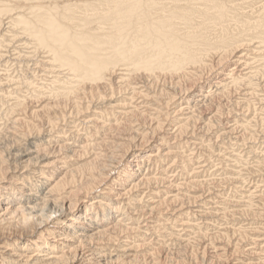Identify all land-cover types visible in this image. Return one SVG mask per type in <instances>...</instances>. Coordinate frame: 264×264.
Returning <instances> with one entry per match:
<instances>
[{"label": "bare ground", "instance_id": "bare-ground-1", "mask_svg": "<svg viewBox=\"0 0 264 264\" xmlns=\"http://www.w3.org/2000/svg\"><path fill=\"white\" fill-rule=\"evenodd\" d=\"M0 37V264H264L256 121L216 133L254 163L205 137L264 104V0H0Z\"/></svg>", "mask_w": 264, "mask_h": 264}, {"label": "rangeland", "instance_id": "rangeland-1", "mask_svg": "<svg viewBox=\"0 0 264 264\" xmlns=\"http://www.w3.org/2000/svg\"><path fill=\"white\" fill-rule=\"evenodd\" d=\"M1 38V37H0ZM11 45V46H10ZM18 46L19 44H15V42H14V44L12 43V44H9L8 46H9V48L7 49L8 51H7V53H4V54H9V57L10 58H8V60H6L7 62H9L8 64H7V67H9L8 69L11 71V73L12 74H14L13 76H16L17 74L19 75V74H21L22 72H21V70H20V68L21 69H23L25 66H28L29 68H31V69H33L34 70V68L36 69L37 68V66H36V64H35V62L34 61H29V63H25V65H23V64H21V60H16V56L14 55V54H16L15 53V47L16 46ZM14 50V51H13ZM8 52H10V53H8ZM13 57H15V58H13ZM41 57V56H40ZM10 59V60H9ZM36 60V59H35ZM39 60H40V58H39ZM4 65H6V64H0V68L1 69H5V67L3 68V66ZM24 66V67H23ZM40 68V67H39ZM39 68L38 69H36V71H38L39 70ZM25 69V68H24ZM239 70H242V68L241 67H239ZM17 75V76H18ZM207 76V77H206ZM209 76H210V74H209ZM209 76H208V74H205V82H207V80L209 79ZM214 78V77H213ZM212 77L209 79L210 81H213L212 79H213ZM202 83L203 82H201V84L199 85L200 87L202 86ZM262 84L264 85V80L262 81ZM214 85V84H213ZM172 89V88H171ZM198 86H196V88H194L193 89V92H197L198 90ZM215 90V89H214ZM172 92H174V94H175V92L177 91V93H180V95H176L177 97H178V99H186V98H189L188 97V95H184V93L183 92H180L179 90H171ZM179 91V92H178ZM261 91V92H260ZM259 91V95H261V98L262 99H264V88L263 89H261ZM181 93H183V94H181ZM241 92H239V94H240ZM234 94H236L235 96H234ZM238 94V91L237 92H232V94L231 95H233V96H229L228 97V101L225 99V101H223L222 102V106H224V108H223V110H225L224 111V115H223V117H222V121L223 122H221V120L220 121H218V122H216V124H214L213 123V130L212 129H207V131H209L208 132V134H206V138H207V140L208 141H210V143H212V145L214 144V148H215V150H218L219 148H221V147H224V145H223V143L222 142H224V143H227L228 144V146H230V148H232V149H228L227 150V152H232V150L234 149L237 153H239L240 155H242V156H245V158L248 160V162L249 163H254L253 161H255L254 159H255V157H254V155H251V154H248V152L250 151V149L248 148V146H247V148L246 147H244V148H240L239 149V147H237V146H234V144H230V143H234L232 140L234 139V137H235V135H237L238 133L239 134H242L241 132H240V130L241 129H238L235 133H234V135H231V136H228V137H225L224 138V140L222 141V140H217L218 138L216 137L217 135H219V133L216 135V133L217 132H219V131H221V133H222V131L224 130V127H225V124H229V125H234L235 124V122L237 121V120H239V121H243V120H252V119H254V127H253V130H255L254 131V134L253 133H251V135H253V140L254 139H257V140H255V141H253L252 140V144L251 145H253L254 146V149L259 153V155H263L264 154V133H263V131L262 130H264V104H260L259 105V102L257 101V103L255 102V101H253L254 103V105H255V108H254V110H255V112H251V113H249V112H246V110H242V107L243 106H240V107H236V106H234V102H236L240 97H241V95H239ZM182 95V96H181ZM263 95V96H262ZM181 96V97H180ZM231 97V98H230ZM230 98V99H229ZM217 98H213V100H216ZM230 100V101H229ZM218 101H220L219 99H218ZM227 101V102H226ZM214 102H216V103H214ZM213 102V104L214 105H217V100L216 101H214ZM263 102H264V100H263ZM229 103V104H228ZM208 106H209V103L207 104V106L206 107H203L202 109H200L199 111H198V114L199 115H201V116H199L198 114V116L199 117H205V116H207L208 115V113L210 112L209 111V109L210 108H208ZM210 107V106H209ZM205 108V109H204ZM208 108V109H207ZM239 109V110H238ZM207 110V111H206ZM261 110V111H260ZM228 111V112H227ZM232 111H234V112H232ZM263 111V112H262ZM232 112V115H228V113H231ZM242 113V114H241ZM245 113V114H244ZM248 113V114H247ZM225 114L227 115L226 117H225ZM237 114H239V115H237ZM246 114H247V116H246ZM260 114V115H259ZM237 115V116H236ZM243 115V116H242ZM225 117V118H224ZM229 117V118H228ZM246 117H248V118H246ZM254 117V118H253ZM258 117V118H257ZM224 119V120H223ZM233 120V121H232ZM200 121H201V119H200ZM225 122V123H224ZM234 122V123H233ZM223 123V124H222ZM258 123V124H257ZM215 125L217 126V128L215 127ZM221 125V128L219 127ZM263 125V126H262ZM147 128V130L145 129V131L147 132V133H149L150 134V143L152 144V145H155L156 143H158V144H160V139H162V135L160 136V135H158V136H156L157 138H152L153 137V135H151L152 133H151V129L149 128L150 126L149 125H145ZM144 126V127H145ZM200 127V125L197 127V128H199ZM219 127V128H218ZM223 127V128H222ZM215 129V130H214ZM149 130V131H148ZM212 130V131H211ZM198 131V130H197ZM207 131H204L205 133L207 132ZM201 131L199 130V133H200ZM211 132V133H210ZM214 132V133H213ZM261 132V133H260ZM197 133V135L199 134L198 132H196ZM204 133V134H205ZM237 133V134H236ZM148 134V135H149ZM211 134V135H210ZM213 134V135H212ZM215 134V135H214ZM199 135H201V134H199ZM258 135V136H257ZM262 135H263V138H261L262 137ZM261 136V137H260ZM214 137V138H213ZM258 137V138H257ZM217 138V139H216ZM151 139H153V140H151ZM158 140V141H157ZM217 140V141H216ZM193 142H194V140H192ZM222 141V142H221ZM232 141V142H231ZM255 142H256V144H255ZM260 142V143H259ZM255 145H254V144ZM226 144V145H227ZM246 148V149H245ZM150 149V148H149ZM191 149H192V147H191ZM196 149V153H198L199 152V148H195ZM197 149H199V150H197ZM245 149V150H244ZM248 149H249V151H248ZM243 150V151H242ZM216 153H218V151H216ZM187 155L189 154V152H187L186 153ZM227 156L226 157H229L230 155L229 154H226ZM249 157V158H248ZM216 158V159H215ZM214 159H212V161H213V163L210 165L209 163H203L201 160H199V161H201L202 163H201V165L200 166H207L206 167V170L208 171V175L207 176H212V177H210V179L212 178V179H214V178H216V177H218L219 176V174H220V172H219V174H218V172H216L215 171V169H214V165H217V164H219L220 162L222 163V161H221V159H219V158H217V157H215ZM234 160V159H233ZM215 161V162H214ZM226 161H223V164H226L225 166H228L229 164L228 163H225ZM228 164V165H227ZM209 165V166H208ZM122 167H123V164L121 165ZM196 166H198V164L196 165ZM180 170L179 169H176V172H179ZM215 171V172H214ZM213 172H214V174L215 175H217V176H215L214 177V175H212L213 174ZM209 174H211V175H209ZM244 174H246V173H244ZM248 175L246 174V176L245 177H247ZM255 176V175H254ZM209 177H207V179L209 178ZM251 177V176H250ZM181 178V177H180ZM251 180H252V178H251ZM245 186V185H244ZM264 186V185H263ZM213 188H214V190H213ZM220 188H222V189H220ZM217 189H218V191H217ZM230 189H232V187H230ZM220 190V191H219ZM222 190V191H221ZM210 191H212V194H211V192ZM216 193H215V192ZM262 191H264V187H263V190ZM220 192H223V187H212V189L211 190H209V192H207L204 196H209L208 195V193H210V195H212V197L213 196H215L216 197V195L218 196L219 195V193ZM235 192V190H229L228 191V189H227V192H226V196H227V198L229 197V198H233V197H237V194L236 193H234ZM213 193L215 194V195H213ZM234 194V195H233ZM199 195H201V194H199ZM198 195V196H199ZM233 195V196H232ZM207 196L205 197V199H208L207 198ZM200 201H203V200H200ZM186 203L187 202H185V205H186ZM200 204L201 203H199L198 202V205L196 206V204H191V203H188V205H186V206H184L186 209H190L189 208V205L191 206V209L190 210H192L193 209V211H195V210H197L198 209V206H200ZM188 207V208H187ZM249 223V222H248ZM247 222H243V224H248ZM212 232L213 233H216V232H214V230H212ZM156 237V236H155ZM155 237L153 238V240L155 239ZM237 242L234 240V244H236ZM246 246V247H244L245 249L244 250H246L247 248L248 249H250L252 246L250 245V243H244L243 244V246ZM221 246H223V245H221ZM247 249V250H248ZM238 257H242V255L241 256H237V258ZM167 261H161L159 264H171V263H169V261H168V263H166ZM211 262H208V263H206V264H210ZM224 264V263H223ZM226 264V263H225Z\"/></svg>", "mask_w": 264, "mask_h": 264}]
</instances>
